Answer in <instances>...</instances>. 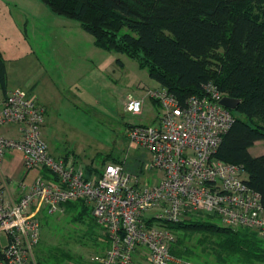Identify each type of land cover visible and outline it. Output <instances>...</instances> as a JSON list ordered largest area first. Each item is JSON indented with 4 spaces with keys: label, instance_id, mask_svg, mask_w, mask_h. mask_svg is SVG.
<instances>
[{
    "label": "built area",
    "instance_id": "obj_1",
    "mask_svg": "<svg viewBox=\"0 0 264 264\" xmlns=\"http://www.w3.org/2000/svg\"><path fill=\"white\" fill-rule=\"evenodd\" d=\"M203 90L184 102L166 87L148 90L161 114L155 124H132L128 132L150 152L148 167L161 173L145 183L122 162H107L100 173L88 176L68 157L54 158L42 132L44 109L20 87L0 88V166L14 149L22 153L27 169L38 171L32 183L20 181L18 200L8 196L0 175V264H37L41 215H64L65 204L79 199L92 207L110 240L97 256L100 264H137V255H147L150 264H197L173 255L177 232L164 222L205 214L226 226L253 229L264 240L261 193L247 184L243 164L217 156L235 120L221 104L226 94L213 82ZM145 102L146 97L129 93L124 109L140 116Z\"/></svg>",
    "mask_w": 264,
    "mask_h": 264
},
{
    "label": "trees",
    "instance_id": "obj_2",
    "mask_svg": "<svg viewBox=\"0 0 264 264\" xmlns=\"http://www.w3.org/2000/svg\"><path fill=\"white\" fill-rule=\"evenodd\" d=\"M42 1L54 13L78 20L94 36L98 47L126 53L137 60L160 86L183 102L191 95L203 94L208 82L240 99L232 110L235 120L224 134L217 156L243 164L247 184L261 193L264 205V153L255 156L250 151L257 141L264 140V20L239 8L245 2L262 4L264 0ZM0 88L7 91L6 59L1 47ZM85 170L88 176L101 171L90 166ZM44 175L51 177L46 171ZM65 209L64 216L73 215L92 236L97 232L95 226L103 229L96 239L106 251L110 240L104 225L93 216L92 207L79 199L67 202ZM210 216L215 215L164 222L177 232L173 255L194 259L178 231L191 230L201 233L200 243L215 250L221 261L218 264H228L225 261L231 256L264 263V240L255 230L212 222ZM48 217L41 218L42 226ZM39 243L37 263L62 264L50 249L45 255Z\"/></svg>",
    "mask_w": 264,
    "mask_h": 264
},
{
    "label": "rangeland",
    "instance_id": "obj_3",
    "mask_svg": "<svg viewBox=\"0 0 264 264\" xmlns=\"http://www.w3.org/2000/svg\"><path fill=\"white\" fill-rule=\"evenodd\" d=\"M9 1V25L4 17V27H0L7 77L10 84L25 88L44 109L42 132L51 155L56 159L67 156L84 169H101L105 163L119 160L145 183L160 176L159 171L148 167L150 152L128 136L132 124H155L161 114L159 104L147 96L149 89L158 87L149 70L126 53L98 47L94 36L78 20L54 13L42 0ZM239 8L264 20V3L245 2ZM129 93L146 97L143 115L125 111ZM251 153L263 154L264 140L257 141ZM48 216L39 243L45 255L50 249L62 264L100 263L97 256L105 253L97 240L101 227L95 226L97 232L92 236L73 215ZM209 219L222 224L217 216ZM178 231L197 264L221 262L213 248L199 242L201 233ZM135 260L137 264H150L147 255H137ZM225 262L264 264L239 256Z\"/></svg>",
    "mask_w": 264,
    "mask_h": 264
},
{
    "label": "crops",
    "instance_id": "obj_4",
    "mask_svg": "<svg viewBox=\"0 0 264 264\" xmlns=\"http://www.w3.org/2000/svg\"><path fill=\"white\" fill-rule=\"evenodd\" d=\"M9 3H10L9 0H0V22H1L0 27H1V29H3V27H4L3 23H2L3 21H1V19L4 17L7 19V15H9V12H10ZM6 24L9 25L8 19H7ZM19 24L22 25L20 21H19ZM6 31L7 30H5V32ZM6 68H7V66H6ZM158 86H160L159 83H158ZM16 87H20V88L26 90L25 88H23L21 86H18V85L14 86V85L10 84L9 79L7 77V90H11V89L16 88ZM251 148H250V151H251ZM37 174H38L37 170L27 169L24 166L23 155L21 152L14 150V149L6 152L4 160L0 166V175L3 179H5L7 181V185H8L7 193H8V196L10 198H12L13 200H18L20 198V196L23 194V190H21V188L19 186L20 181L32 183L34 181L35 177L37 176ZM14 184L15 185L18 184L16 189L14 188Z\"/></svg>",
    "mask_w": 264,
    "mask_h": 264
},
{
    "label": "water",
    "instance_id": "obj_5",
    "mask_svg": "<svg viewBox=\"0 0 264 264\" xmlns=\"http://www.w3.org/2000/svg\"><path fill=\"white\" fill-rule=\"evenodd\" d=\"M240 102H241L240 99L233 98V97H230L228 95L224 96L221 99V104H223L224 106L228 107L231 110H235L238 107Z\"/></svg>",
    "mask_w": 264,
    "mask_h": 264
}]
</instances>
